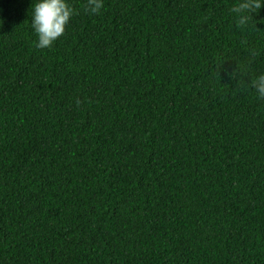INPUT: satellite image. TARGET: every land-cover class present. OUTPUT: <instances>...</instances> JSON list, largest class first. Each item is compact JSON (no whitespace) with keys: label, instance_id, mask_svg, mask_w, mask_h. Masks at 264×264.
Segmentation results:
<instances>
[{"label":"trees","instance_id":"16d2710c","mask_svg":"<svg viewBox=\"0 0 264 264\" xmlns=\"http://www.w3.org/2000/svg\"><path fill=\"white\" fill-rule=\"evenodd\" d=\"M0 0V264H264V0Z\"/></svg>","mask_w":264,"mask_h":264},{"label":"clouds","instance_id":"9594fccd","mask_svg":"<svg viewBox=\"0 0 264 264\" xmlns=\"http://www.w3.org/2000/svg\"><path fill=\"white\" fill-rule=\"evenodd\" d=\"M103 7V0H87L85 5L86 11L94 15L99 14ZM261 7L260 0H239L232 12L237 17L238 25L247 27L253 9ZM74 14V8L68 0H35L31 26L37 36L36 47L50 48L65 33L66 25ZM251 87L256 91L258 98L264 99V74L253 79Z\"/></svg>","mask_w":264,"mask_h":264}]
</instances>
